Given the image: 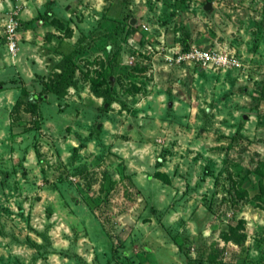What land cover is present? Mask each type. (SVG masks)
Instances as JSON below:
<instances>
[{
	"label": "rangeland",
	"instance_id": "obj_1",
	"mask_svg": "<svg viewBox=\"0 0 264 264\" xmlns=\"http://www.w3.org/2000/svg\"><path fill=\"white\" fill-rule=\"evenodd\" d=\"M30 3L13 54L0 10V264H264V0Z\"/></svg>",
	"mask_w": 264,
	"mask_h": 264
},
{
	"label": "built area",
	"instance_id": "obj_2",
	"mask_svg": "<svg viewBox=\"0 0 264 264\" xmlns=\"http://www.w3.org/2000/svg\"><path fill=\"white\" fill-rule=\"evenodd\" d=\"M18 27L17 12L10 11L3 21V38L9 53L17 49L16 29ZM164 60L168 65L195 66L200 69H218L239 67V58L233 51L219 48H203L189 45L186 49H176L167 53Z\"/></svg>",
	"mask_w": 264,
	"mask_h": 264
},
{
	"label": "crops",
	"instance_id": "obj_3",
	"mask_svg": "<svg viewBox=\"0 0 264 264\" xmlns=\"http://www.w3.org/2000/svg\"><path fill=\"white\" fill-rule=\"evenodd\" d=\"M30 2H31V0H15L14 3H13V1H10V0H4V1L0 0V10L11 9V7H13L15 5V8L17 9L16 10L17 16L18 17L20 16L19 18H26L23 16H25L24 14H26L28 12L27 7H30V5H31ZM24 20H27V19H24Z\"/></svg>",
	"mask_w": 264,
	"mask_h": 264
},
{
	"label": "trees",
	"instance_id": "obj_4",
	"mask_svg": "<svg viewBox=\"0 0 264 264\" xmlns=\"http://www.w3.org/2000/svg\"><path fill=\"white\" fill-rule=\"evenodd\" d=\"M18 28V27H17ZM190 45V44H189ZM188 45V46H189ZM188 46H187V44L185 45V47H183V48H181V49H186V48H188ZM69 73V72H68ZM66 74H67V72L66 71H63L62 73H59V74H57V79H58V81H61V82H63L66 78H65V76H66ZM52 83H54V85H50V84H48V85H46L48 88L51 86V88H53L54 86H55V84H57L58 82L57 81H53ZM33 98H35V97H33ZM32 106L34 107L35 106V104H34V102L32 103ZM164 176V179L167 181V178H166V175H163ZM163 179V178H162ZM164 180V181H165Z\"/></svg>",
	"mask_w": 264,
	"mask_h": 264
},
{
	"label": "water",
	"instance_id": "obj_5",
	"mask_svg": "<svg viewBox=\"0 0 264 264\" xmlns=\"http://www.w3.org/2000/svg\"><path fill=\"white\" fill-rule=\"evenodd\" d=\"M210 7H211L210 2H205V3L203 4V9H204L205 11H208V10L210 9ZM134 22H135V19H133V18H131V19L129 20V23H130V24H133ZM263 22H264V19H263ZM98 127H99V123L97 124L96 128H98Z\"/></svg>",
	"mask_w": 264,
	"mask_h": 264
}]
</instances>
